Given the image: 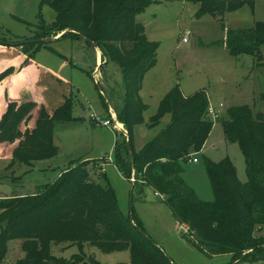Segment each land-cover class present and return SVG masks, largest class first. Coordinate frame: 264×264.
<instances>
[{
  "label": "trees",
  "instance_id": "trees-1",
  "mask_svg": "<svg viewBox=\"0 0 264 264\" xmlns=\"http://www.w3.org/2000/svg\"><path fill=\"white\" fill-rule=\"evenodd\" d=\"M43 2L54 9L56 21L51 24L42 21L39 34L32 39L76 30L60 38L68 35L82 38L84 34L98 45L103 59L108 53L124 72L125 106L117 118L128 136L118 138L121 142L114 150L121 172L130 178L135 172L142 185L163 195L176 219L188 227L195 246L206 256L231 254L235 264H264L263 114L254 113L248 104L229 109L224 132L229 142L239 144L248 180L246 183L239 180L237 168L229 157L220 162L207 160L214 200H201L182 174L184 162L202 151L214 127L205 91L185 96L179 85L174 86L161 100L150 122L155 127L170 116L168 125L141 150L135 145V128L144 123L148 108L140 91L146 74L157 64L160 46L148 38L144 24L137 17L156 1ZM197 2L200 3L198 18L223 15L244 6L255 9L252 0ZM0 44L20 47L29 59H35L45 45L1 37ZM225 45L232 56L252 55L258 64H263L264 21L249 29L227 30ZM15 71L14 67L6 69L0 74V81ZM76 120L70 109L52 114L43 103L8 100L0 117V156L11 158V166L16 162L31 165L52 158L59 151L54 143V128ZM15 239L21 241L24 251L15 264H72L80 258L78 255L67 261L54 256L53 243H72L81 248L88 243L104 252L128 251L130 262L117 264H176L148 236L140 221L122 212L109 181L97 183L91 179L86 164L69 167L54 183L38 187L34 194L0 200V261L7 256L10 241Z\"/></svg>",
  "mask_w": 264,
  "mask_h": 264
},
{
  "label": "rangeland",
  "instance_id": "rangeland-1",
  "mask_svg": "<svg viewBox=\"0 0 264 264\" xmlns=\"http://www.w3.org/2000/svg\"><path fill=\"white\" fill-rule=\"evenodd\" d=\"M155 1L137 17L148 38L160 46L157 64L146 74L140 91L148 108L144 123L135 128V145L143 148L168 125L170 116L155 127L150 122L161 100L174 86L179 85L185 96L205 91L210 105L220 110L221 116L214 120L202 151L184 162L182 177L201 200L212 201L214 192L207 160L220 162L229 157L239 180L242 183L248 180L245 157L238 143L226 139L224 121L231 107L244 104L264 116V67L252 55L232 56L225 38L227 30L249 29L264 21V0H252L254 10L244 6L223 15L207 14L201 18L196 16L200 7L197 0ZM42 21L46 24L56 21V12L43 0H0L1 38L14 42L32 39L39 34ZM44 44L35 55L41 66L36 91L50 113L70 109L78 120L56 125L54 143L59 151L52 158L31 165L16 162L11 166V158L0 157V200L23 191L33 193L38 187L54 183L69 167L86 164L91 179L97 183L108 180L122 212L140 221L148 236L176 264H235L231 254L206 256L193 243L188 227L176 219L164 196H157L152 187L142 185L139 176L138 183H134L119 169L114 150L121 142L118 137L121 140L127 133L112 128V111L116 116L123 111L126 83L124 72L113 57L106 53L103 59L100 50L103 60L99 64L98 49L74 35ZM262 51L264 55V46ZM97 65L102 68L95 70ZM25 96L26 100L30 97ZM92 114L111 119L113 124L94 126ZM195 157L198 162L192 161ZM51 251L67 261L79 255L72 264L129 263L131 259L128 251L104 252L88 243L83 248L72 243H53ZM23 255L21 241L12 240L0 264H15Z\"/></svg>",
  "mask_w": 264,
  "mask_h": 264
},
{
  "label": "crops",
  "instance_id": "crops-1",
  "mask_svg": "<svg viewBox=\"0 0 264 264\" xmlns=\"http://www.w3.org/2000/svg\"><path fill=\"white\" fill-rule=\"evenodd\" d=\"M96 49H98V54H99L98 63L100 64L102 63L103 60L101 57V51L99 48ZM263 65L264 64H262L260 67H264ZM10 67H14L16 71L9 77L0 81V112L2 113L3 110L5 109L8 100H15L20 103L35 101L38 103H43L45 105L44 101L40 99L41 96L36 91V85H37V81L39 80V73L41 71V66L38 64L36 59H29L28 56L21 51L20 47H16L15 45L0 44V74ZM101 68L102 66L99 67L97 65L95 67V70H100ZM25 94L26 95L28 94L30 96L29 99L26 100L23 97L25 96ZM261 96H263V93ZM93 125L96 126V124L94 123ZM136 149L141 150L142 148L136 147ZM0 157L5 158L6 156H0ZM107 163H109V161H107ZM107 163H104V165ZM35 192L29 194H34ZM26 194L28 193L26 191H23L22 193L17 195H26Z\"/></svg>",
  "mask_w": 264,
  "mask_h": 264
},
{
  "label": "built area",
  "instance_id": "built-area-1",
  "mask_svg": "<svg viewBox=\"0 0 264 264\" xmlns=\"http://www.w3.org/2000/svg\"><path fill=\"white\" fill-rule=\"evenodd\" d=\"M189 34V32H188ZM184 41H187V38H184ZM221 107H223V105L221 104ZM208 114L209 116L213 119V120H216V119H219L220 116H221V113H220V110L216 109L215 107L209 105V108H208ZM113 117V120H114V124L112 123L113 121L111 119H102L98 116H96L95 114H92L91 116V120L94 121V123L96 125H103V126H106V127H110L112 124V128L114 129H117L119 132H125V129H124V125L123 127H120L119 124L121 122H119L117 116L115 114L112 115ZM193 162H197L198 161V158H193L192 160ZM131 181H133L134 183H136L139 179L137 178V176H132L131 178ZM157 196H161L159 193H156Z\"/></svg>",
  "mask_w": 264,
  "mask_h": 264
},
{
  "label": "water",
  "instance_id": "water-1",
  "mask_svg": "<svg viewBox=\"0 0 264 264\" xmlns=\"http://www.w3.org/2000/svg\"><path fill=\"white\" fill-rule=\"evenodd\" d=\"M68 31L78 32V31H76V30L67 29V30H65L64 32H62V34H61L60 36H58V37H56V38L61 37L63 34H65V33L68 32ZM80 34H81V33H80ZM81 36H82L83 39H85L87 42H89V43H90L91 45H93L95 48H99L98 45H97L95 42L91 41V40H90L89 38H87L84 34H81ZM56 38H54V39H56ZM54 39H53V38L28 39V40L24 41V43H29V42H33V43H49V42L53 41ZM113 114H115L114 111H113ZM115 115H116V114H115ZM126 131H127V130H126ZM126 131H125V133H127L126 136H128V132H126ZM131 160H132L133 168H135L134 159H133V156H132V155H131ZM132 176H136V173L134 172V173L132 174Z\"/></svg>",
  "mask_w": 264,
  "mask_h": 264
},
{
  "label": "bare ground",
  "instance_id": "bare-ground-1",
  "mask_svg": "<svg viewBox=\"0 0 264 264\" xmlns=\"http://www.w3.org/2000/svg\"><path fill=\"white\" fill-rule=\"evenodd\" d=\"M119 126H120V127H123V124H122V123H120V124H119Z\"/></svg>",
  "mask_w": 264,
  "mask_h": 264
}]
</instances>
